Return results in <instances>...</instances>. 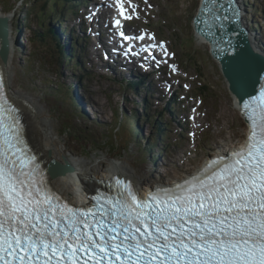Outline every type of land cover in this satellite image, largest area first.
<instances>
[{"label":"snow or ice","instance_id":"snow-or-ice-1","mask_svg":"<svg viewBox=\"0 0 264 264\" xmlns=\"http://www.w3.org/2000/svg\"><path fill=\"white\" fill-rule=\"evenodd\" d=\"M241 108L245 148L144 196L113 177L114 194L77 208L49 186L0 70V264H264V86Z\"/></svg>","mask_w":264,"mask_h":264},{"label":"rangeland","instance_id":"rangeland-1","mask_svg":"<svg viewBox=\"0 0 264 264\" xmlns=\"http://www.w3.org/2000/svg\"><path fill=\"white\" fill-rule=\"evenodd\" d=\"M22 1L0 0V14L10 16L14 35V76L10 87L17 93L35 97L45 105L51 115L54 129L56 128V137H58L60 146L71 156L91 162L102 161L106 165H110L113 160L121 159L136 170L142 183L146 185L161 179L167 181L181 177L186 172L198 168L210 154L242 141L245 132L244 120L237 110L223 67L212 53L211 46L196 37L191 45H188L190 41L186 39V45L178 37L194 33V18L199 13L201 0H135L134 2L136 11L133 15L136 17V28L138 30L147 29L151 34L158 36L160 40L164 39L170 45L174 53L172 57L174 61L168 64V74L163 75L162 79L166 80L165 83L171 80L173 89L181 87L182 95L178 98V102L183 103L184 112L189 111L194 115L187 113L186 133L183 134V139L178 146H173L175 149L173 154L165 159L167 165L160 167L159 170H163L164 173L161 175L157 171L159 166L154 167L148 164V154L143 156L145 159L143 162L140 155L143 144L135 138L131 139V143H127L130 137L127 138L125 126H131V123H122L118 128L116 118L111 116V112L113 113L116 108L120 111L122 105V91L117 83L107 78L93 76L94 83L90 85V88L97 92V100L105 110V114H102L100 118L104 119L106 124L101 125L87 116H82L72 107L68 97L64 99L58 95L55 96V84L59 79L55 65L54 67L40 65L36 70H31L28 76V66L24 58L28 57L32 49L31 42H29L30 29H22L24 35L19 41L23 42V47L19 46L14 31L19 18L25 16V8L29 7ZM79 10L81 12L82 7ZM187 55L191 57L189 64L180 62L182 57L185 58ZM88 56L95 61L98 59L96 55L90 56V53ZM45 60L49 62L48 58ZM93 69L96 70L95 74L105 72L104 68L95 65ZM65 72L69 74V69H65ZM200 76L209 84V97L203 101L196 94ZM39 78H44L47 82H39ZM167 88L165 84L164 92ZM59 92L62 94V91L59 90ZM170 95L168 92L164 95V103ZM127 103L130 109L134 107L131 102ZM154 104L159 110L164 106L163 101H155ZM166 117L168 116L165 115ZM183 122L182 119L181 124ZM65 126H68V129L63 132ZM171 129L173 130L169 133L171 137L175 131L179 132L174 126ZM155 145V147L158 146V144ZM199 146L205 148L199 150ZM64 157L62 156L61 159L63 160Z\"/></svg>","mask_w":264,"mask_h":264},{"label":"bare ground","instance_id":"bare-ground-1","mask_svg":"<svg viewBox=\"0 0 264 264\" xmlns=\"http://www.w3.org/2000/svg\"><path fill=\"white\" fill-rule=\"evenodd\" d=\"M123 1L128 9L134 6V4L132 5L129 1ZM9 17L10 16L0 14V64L5 74L11 98H13V101L20 108L23 115L29 141L36 147L37 151L42 154L43 158L52 159L55 168H59V170L53 172L48 178L53 189L72 203L84 202L86 200V195L92 193L96 187H99V182L110 179L115 173L131 179L137 188H147L148 185H145L144 182L142 183L136 170L129 167L128 164L121 159L113 160L110 162V165H106L102 161L91 162L87 159L75 158L67 153L66 150L64 151L59 144L58 137H56V128L54 129L55 126L53 125L51 115L45 105L35 97L24 93H17L10 87V82L13 81L14 76V35L12 33V20ZM197 34L201 41L209 43L212 47V53L219 59L220 56L217 48L213 46L211 42L210 31L204 27H198ZM251 35L247 36V38L252 45L253 42L250 40L252 37ZM240 37V48L246 52L248 57H251L250 45L247 39L245 36ZM219 60L224 67L225 65L222 60ZM227 77V81L232 88V96L238 101L241 95L239 96L235 88L233 89L228 74ZM24 102H27V104ZM27 105H31L32 108L35 109V113H33ZM62 156H65L63 160L61 159Z\"/></svg>","mask_w":264,"mask_h":264},{"label":"trees","instance_id":"trees-1","mask_svg":"<svg viewBox=\"0 0 264 264\" xmlns=\"http://www.w3.org/2000/svg\"><path fill=\"white\" fill-rule=\"evenodd\" d=\"M76 0H23L22 2L28 5V8H25V19L24 23H26L31 30L32 37V49L28 53V57L24 58L25 62H27L28 66V76L31 70H36L40 65H55V68H61L63 62L65 61V58L63 57L62 53L57 49V46L55 45L54 41L49 38L48 33V23L49 19L59 18V15L61 11L66 9L68 5H71ZM12 4V3H11ZM10 4V5H11ZM24 4V6H25ZM21 10V8H20ZM23 20L21 19L20 22ZM33 23V26L31 27V24ZM189 43L188 45H191V41L194 40L193 35H189ZM187 45V44H186ZM49 59V62L45 59ZM190 56H186L183 58V62L186 64H189L190 62ZM67 64H69V59L66 58ZM54 67V66H53ZM80 67V66H79ZM25 73V72H24ZM82 77H85V75H81ZM40 82H47L44 78H39ZM58 82V83H57ZM56 89L54 90L55 96H60L66 99L69 96L68 86L61 81H56ZM131 85V83H130ZM128 87V86H126ZM123 88L125 86L123 85ZM62 91V94L59 92ZM196 91L198 94L203 96L208 95L209 92V84L200 76V82L197 86ZM118 111H116V124L120 125V120L118 117ZM128 117V115H126ZM164 125H167L166 123ZM168 126V125H167ZM68 126H65L63 129V132L67 131ZM128 129V131H127ZM125 130L127 133V138L131 139L133 135V131L130 130V126L126 125ZM165 130H162L159 128L158 133H160L162 136L167 135V132L164 133ZM165 134V135H163ZM135 136V135H133ZM130 140H128L127 143H129ZM142 153V150H141Z\"/></svg>","mask_w":264,"mask_h":264},{"label":"water","instance_id":"water-1","mask_svg":"<svg viewBox=\"0 0 264 264\" xmlns=\"http://www.w3.org/2000/svg\"><path fill=\"white\" fill-rule=\"evenodd\" d=\"M216 16H217V14H216ZM208 20H210V17H207L205 19V21H208ZM211 21H210V23H211ZM209 27H210V24H209ZM211 29H212L213 39L215 40L216 44H218L220 46L221 50L224 52L225 55L229 53V50L234 49L235 52L238 50V48L236 47V45H237L236 41H235V43H232L234 40L230 39V36L228 38H222V36L220 35L221 30L216 29L215 27L212 26V24H211ZM254 74H256V73H254ZM54 168H55V166L53 164V160L50 159V162L48 164V173L50 176L53 172L59 170V168H57V167L55 169Z\"/></svg>","mask_w":264,"mask_h":264}]
</instances>
